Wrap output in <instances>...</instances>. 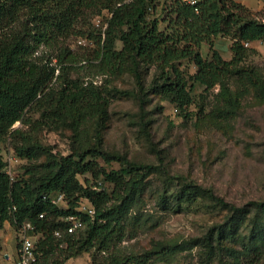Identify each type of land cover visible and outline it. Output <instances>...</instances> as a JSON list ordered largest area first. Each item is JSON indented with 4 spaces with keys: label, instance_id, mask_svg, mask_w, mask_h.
Masks as SVG:
<instances>
[{
    "label": "trees",
    "instance_id": "1",
    "mask_svg": "<svg viewBox=\"0 0 264 264\" xmlns=\"http://www.w3.org/2000/svg\"><path fill=\"white\" fill-rule=\"evenodd\" d=\"M159 8L162 19L154 15ZM72 36L91 41V50L74 51L69 43ZM219 36L231 40L230 59L215 47ZM255 41L264 42V19L239 0H200L197 5L183 0H0V228L10 222L18 229V247L20 229L27 222L34 225L29 231L36 237L34 264H66L83 252L95 251L108 253L102 260L94 255L96 264H147L159 250L120 255L111 246L126 235L129 204L155 166L104 149L100 133L110 95L123 91L72 74L84 63L94 62L105 78L129 71L138 86L169 100L181 114L193 104L197 86L208 90L220 83V104L214 113L230 120L237 114L240 94L229 88L227 79L235 76L239 83L264 91L259 71L243 64L253 50L247 44ZM203 44L209 46L208 57L201 51ZM152 67L156 71L146 85ZM30 110L40 114L34 120L37 128L68 124L80 129L94 117L96 140L66 155L56 152L34 142L29 132L13 128L18 121L30 122L26 119ZM8 135L14 153L31 164L22 176L14 175L12 164L11 174L7 171L10 163L1 154ZM101 161H116L120 167L108 169ZM184 186L171 194L178 205L163 194L162 206L181 209V201L192 202L200 194L230 205L228 227L216 225L203 237L211 251L214 241L227 237L236 220L250 215L253 207L264 213V199L237 206L212 190ZM59 195L63 204L53 201ZM117 199L120 202L114 203ZM84 204L94 208L93 215ZM70 217L82 220L80 232L67 233ZM167 249L172 252L175 246ZM242 254L261 255L258 246Z\"/></svg>",
    "mask_w": 264,
    "mask_h": 264
},
{
    "label": "rangeland",
    "instance_id": "2",
    "mask_svg": "<svg viewBox=\"0 0 264 264\" xmlns=\"http://www.w3.org/2000/svg\"><path fill=\"white\" fill-rule=\"evenodd\" d=\"M239 1L264 19V0ZM154 15L164 17L160 8ZM165 25L162 21V28ZM69 43L78 53H85L93 46L91 41L78 36H72ZM214 43L224 58H231L229 38L219 36ZM247 45L253 50L243 64L255 66L264 79V42ZM201 51L205 57L210 55L207 44H203ZM94 64L96 62L84 63L72 75L93 81L98 86L123 91L120 94L113 91L115 95H110L108 117L100 133L104 149L155 166L129 204L126 235L116 241L111 250L120 255L159 250L152 253L147 264H264V213L253 207L250 215L236 220L235 230L227 237L214 241L211 251L203 237L216 225L228 227L232 215L230 205L219 204L201 194L192 202L181 201L182 207L177 210L164 208L161 201L162 195L167 194L178 205L171 194L180 191L185 184L212 190L237 206L264 199V91L255 90L251 84L239 83L235 76L227 79L229 88L240 94V104L233 119L222 120L214 113L220 104L217 94L221 84L208 90L199 85L192 93L193 104L181 114L169 100L149 87L138 86L131 72L105 78ZM155 71L152 67L146 74V85ZM190 71H195L193 65ZM139 95H142L141 99ZM39 115L30 110L26 117L30 122L18 121L13 128L29 132L34 142L64 155L96 140L94 117L80 129L68 124L37 128L34 120ZM11 139L9 135L4 139L1 154L12 164L14 175L22 176L31 164L14 153ZM101 164L108 169L120 167L116 161L111 164L101 161ZM37 169L39 175L41 169ZM119 202L118 199L114 201ZM17 244L18 229L6 222L0 228V264H13ZM61 245L66 244L62 242ZM173 246L175 249L168 252L167 247ZM253 246L260 248V257H243L246 248ZM94 255L102 260L108 253L83 252L67 260L66 264H96Z\"/></svg>",
    "mask_w": 264,
    "mask_h": 264
},
{
    "label": "built area",
    "instance_id": "3",
    "mask_svg": "<svg viewBox=\"0 0 264 264\" xmlns=\"http://www.w3.org/2000/svg\"><path fill=\"white\" fill-rule=\"evenodd\" d=\"M190 5H197L200 0H183ZM99 21V20H98ZM11 164H9L8 172L11 174ZM54 202H63L62 195L54 198ZM86 205V204H84ZM84 210L88 213H94V208L92 206H84ZM42 216V215H41ZM70 225L67 226V233H75L78 229L83 227V222L77 217H70ZM34 230V225L31 222H27L20 229V246L17 247V254L14 258L13 264H34L37 261V253L35 248L36 237L29 234V231Z\"/></svg>",
    "mask_w": 264,
    "mask_h": 264
}]
</instances>
